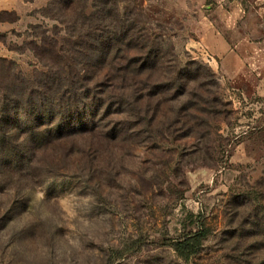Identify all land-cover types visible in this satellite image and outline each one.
<instances>
[{"label":"rangeland","instance_id":"1","mask_svg":"<svg viewBox=\"0 0 264 264\" xmlns=\"http://www.w3.org/2000/svg\"><path fill=\"white\" fill-rule=\"evenodd\" d=\"M257 6L0 0V95L71 74L86 59L85 17L97 12L102 24L114 14L141 23L179 66L209 67L218 84L207 90L221 100L212 114L184 110L183 120L172 100L150 125L156 135L130 127L117 138L74 137L67 152L54 149L58 160L49 150L34 171L1 173L0 264H264V81L248 70L222 78L209 50L211 30L234 44L251 32L263 64ZM113 124L101 122L104 131ZM193 233L201 244L183 258L175 244Z\"/></svg>","mask_w":264,"mask_h":264},{"label":"trees","instance_id":"2","mask_svg":"<svg viewBox=\"0 0 264 264\" xmlns=\"http://www.w3.org/2000/svg\"><path fill=\"white\" fill-rule=\"evenodd\" d=\"M85 18L86 59L75 63L71 74L41 75L34 86L0 95V174L34 171L40 153L57 154L56 147L67 152L74 137L117 138L130 127H137L138 135L152 134L150 125L172 100L181 103L179 120L187 119L184 110L212 114L213 104L221 102L207 90L218 84L209 67L196 61L179 66L175 54L141 23L114 14L102 24L97 12ZM199 89L207 94H198ZM102 121L114 124L104 131ZM201 236L178 241V254L188 258Z\"/></svg>","mask_w":264,"mask_h":264},{"label":"crops","instance_id":"3","mask_svg":"<svg viewBox=\"0 0 264 264\" xmlns=\"http://www.w3.org/2000/svg\"><path fill=\"white\" fill-rule=\"evenodd\" d=\"M255 10L259 17V22L264 25V0H258V6ZM210 34H212L213 44H211L209 50L213 55L217 56V64L222 78H232L248 70L253 75L255 74L256 79L264 81V62L260 64L258 61L260 55L263 54L260 51L263 50L258 48L259 43L255 41L254 33L246 34L237 44L229 42L228 38L221 35L219 31L211 30Z\"/></svg>","mask_w":264,"mask_h":264}]
</instances>
